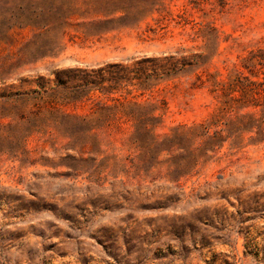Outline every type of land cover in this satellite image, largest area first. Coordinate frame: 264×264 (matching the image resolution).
<instances>
[{"label":"rangeland","instance_id":"rangeland-1","mask_svg":"<svg viewBox=\"0 0 264 264\" xmlns=\"http://www.w3.org/2000/svg\"><path fill=\"white\" fill-rule=\"evenodd\" d=\"M0 264H264V0H0Z\"/></svg>","mask_w":264,"mask_h":264},{"label":"trees","instance_id":"trees-1","mask_svg":"<svg viewBox=\"0 0 264 264\" xmlns=\"http://www.w3.org/2000/svg\"><path fill=\"white\" fill-rule=\"evenodd\" d=\"M32 12H33V14L36 15V16L39 14L37 8H34V9L32 10Z\"/></svg>","mask_w":264,"mask_h":264}]
</instances>
